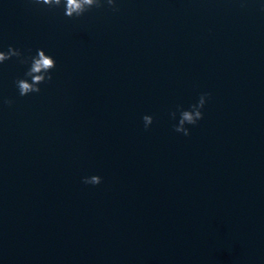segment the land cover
<instances>
[{
  "label": "water",
  "instance_id": "water-1",
  "mask_svg": "<svg viewBox=\"0 0 264 264\" xmlns=\"http://www.w3.org/2000/svg\"><path fill=\"white\" fill-rule=\"evenodd\" d=\"M116 6L0 0V50L56 61L23 97L0 64V264H264V0Z\"/></svg>",
  "mask_w": 264,
  "mask_h": 264
},
{
  "label": "clouds",
  "instance_id": "clouds-1",
  "mask_svg": "<svg viewBox=\"0 0 264 264\" xmlns=\"http://www.w3.org/2000/svg\"><path fill=\"white\" fill-rule=\"evenodd\" d=\"M33 4L47 5L49 8L64 7V15L68 18L81 17L85 12L90 11L93 8H103L105 3L111 8L112 11H119L116 6V0H30ZM16 57L21 64L29 65L28 70L25 72V78H17L15 85L18 89L20 96H27L31 93H39L41 91L40 85L51 82L52 75L51 70L56 67V61L51 56L46 54L45 50L37 49L36 55H30L25 57L23 52L9 45L7 51L0 50V64L5 61ZM211 93H201L198 102L189 106L188 109H184L182 105H177L176 111L170 113L173 120L177 119V113H179L178 123L173 125L174 131L182 133L184 136H189L190 129L186 125L195 126L203 119L202 109L205 107L207 99L210 98ZM2 103L7 106H11L14 101L9 98H0ZM144 128H148L153 123V117L151 115L143 116ZM82 182L84 184L99 185L102 183V177L99 175H92L90 177H84Z\"/></svg>",
  "mask_w": 264,
  "mask_h": 264
}]
</instances>
